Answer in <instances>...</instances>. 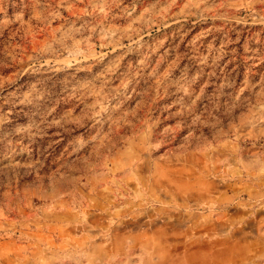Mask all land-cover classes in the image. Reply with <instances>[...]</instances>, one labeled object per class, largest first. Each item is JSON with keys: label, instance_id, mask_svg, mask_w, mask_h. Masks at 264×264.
Segmentation results:
<instances>
[{"label": "rangeland", "instance_id": "obj_1", "mask_svg": "<svg viewBox=\"0 0 264 264\" xmlns=\"http://www.w3.org/2000/svg\"><path fill=\"white\" fill-rule=\"evenodd\" d=\"M263 228L264 0H0V264H246Z\"/></svg>", "mask_w": 264, "mask_h": 264}, {"label": "crops", "instance_id": "obj_2", "mask_svg": "<svg viewBox=\"0 0 264 264\" xmlns=\"http://www.w3.org/2000/svg\"><path fill=\"white\" fill-rule=\"evenodd\" d=\"M263 237H264V232H263ZM263 237L261 238L262 240L261 242L258 240L251 242V245L253 246V252L249 253V255L247 254L246 264H264V238ZM254 247H255V252H254Z\"/></svg>", "mask_w": 264, "mask_h": 264}, {"label": "trees", "instance_id": "obj_3", "mask_svg": "<svg viewBox=\"0 0 264 264\" xmlns=\"http://www.w3.org/2000/svg\"><path fill=\"white\" fill-rule=\"evenodd\" d=\"M168 142H171V141L169 140ZM168 147H172V145L169 144Z\"/></svg>", "mask_w": 264, "mask_h": 264}]
</instances>
